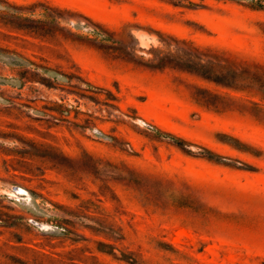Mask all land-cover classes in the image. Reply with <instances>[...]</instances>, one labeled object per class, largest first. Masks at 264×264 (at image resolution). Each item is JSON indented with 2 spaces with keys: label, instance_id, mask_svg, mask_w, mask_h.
<instances>
[{
  "label": "rangeland",
  "instance_id": "1",
  "mask_svg": "<svg viewBox=\"0 0 264 264\" xmlns=\"http://www.w3.org/2000/svg\"><path fill=\"white\" fill-rule=\"evenodd\" d=\"M0 264H264V0H0Z\"/></svg>",
  "mask_w": 264,
  "mask_h": 264
},
{
  "label": "trees",
  "instance_id": "2",
  "mask_svg": "<svg viewBox=\"0 0 264 264\" xmlns=\"http://www.w3.org/2000/svg\"><path fill=\"white\" fill-rule=\"evenodd\" d=\"M255 6H259L258 2L254 3ZM111 44L106 45V48L111 52H117L118 55H125L126 49L124 44L119 41H113L110 39ZM160 41L163 44V48L151 47L149 49L150 57L146 59L142 64L153 69H164V68H177L189 73H193L205 80L213 82L217 85H221L234 90H245L249 86L240 84L238 80V74L233 65L226 66L220 63V59L217 56L209 55L201 52L198 47L192 45L191 42L184 39H177L173 36L166 35L165 37H160ZM119 44L120 46H116ZM130 54V52H129ZM225 70L226 73L223 72ZM201 94H196L195 100L204 106H214V100L211 97H216L212 95L208 90L200 89ZM205 94V95H202ZM184 144V141L178 139V145ZM206 153L209 155V159L218 160L219 156L214 154L208 149H205ZM189 152V151H188Z\"/></svg>",
  "mask_w": 264,
  "mask_h": 264
}]
</instances>
